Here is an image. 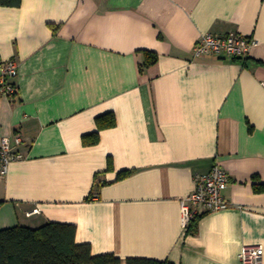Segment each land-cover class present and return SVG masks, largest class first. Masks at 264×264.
I'll list each match as a JSON object with an SVG mask.
<instances>
[{"label":"crops","instance_id":"0c3cea01","mask_svg":"<svg viewBox=\"0 0 264 264\" xmlns=\"http://www.w3.org/2000/svg\"><path fill=\"white\" fill-rule=\"evenodd\" d=\"M207 33L257 45L194 59ZM144 51L157 62L140 73ZM9 60L17 94L0 96V141L22 159L0 178V229L73 225L77 245L122 261L240 264L260 245L264 264V0H21L0 7ZM105 114L113 127L97 124ZM214 165L228 208L185 235L180 203Z\"/></svg>","mask_w":264,"mask_h":264},{"label":"trees","instance_id":"16d2710c","mask_svg":"<svg viewBox=\"0 0 264 264\" xmlns=\"http://www.w3.org/2000/svg\"><path fill=\"white\" fill-rule=\"evenodd\" d=\"M21 0H0V7H18ZM143 62L139 72L153 66L157 55L144 51ZM103 122V128L115 125L111 114H105L97 119V124ZM98 124V125H99ZM101 125V124H100ZM86 140V137L84 138ZM89 144L98 142L97 133L89 137ZM88 139V140H89ZM111 161H108L110 170ZM131 174L130 171L118 173L117 180ZM105 182L95 184L86 201L98 198L99 188ZM256 192L264 191V187L255 188ZM205 214L196 216L185 230V235L196 232L198 220ZM76 228L69 224L46 223L33 229L25 226L0 229V264H173L169 261H158L148 258H127L124 261L112 254L94 256L89 245H77L75 242Z\"/></svg>","mask_w":264,"mask_h":264},{"label":"built area","instance_id":"2783aa9c","mask_svg":"<svg viewBox=\"0 0 264 264\" xmlns=\"http://www.w3.org/2000/svg\"><path fill=\"white\" fill-rule=\"evenodd\" d=\"M257 42L239 34L229 33L216 36L202 35L192 48L194 59H201L207 55H217L229 58L246 59ZM17 75V65L14 61L0 62V96L12 98L17 94L15 85L10 80ZM16 144L21 140L16 138ZM22 156L14 151L11 140L7 137L0 141V178H3L12 162L19 161ZM195 189L180 203L183 230L199 215L222 211L228 208L223 197L228 183L227 173L218 165H214L205 174H195ZM34 212H37L35 210ZM263 248L260 245L243 246L239 252L240 264H261Z\"/></svg>","mask_w":264,"mask_h":264}]
</instances>
